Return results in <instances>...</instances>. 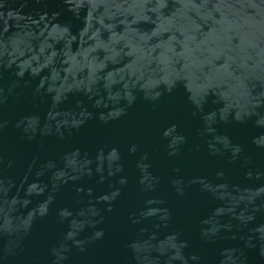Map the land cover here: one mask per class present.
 Wrapping results in <instances>:
<instances>
[{"label": "water", "instance_id": "95a60500", "mask_svg": "<svg viewBox=\"0 0 264 264\" xmlns=\"http://www.w3.org/2000/svg\"><path fill=\"white\" fill-rule=\"evenodd\" d=\"M0 264H264V0H0Z\"/></svg>", "mask_w": 264, "mask_h": 264}]
</instances>
